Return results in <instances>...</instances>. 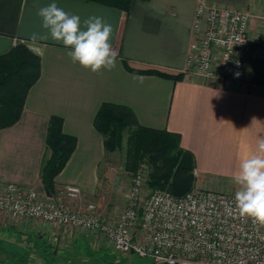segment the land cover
I'll return each mask as SVG.
<instances>
[{"label": "crops", "instance_id": "0c3cea01", "mask_svg": "<svg viewBox=\"0 0 264 264\" xmlns=\"http://www.w3.org/2000/svg\"><path fill=\"white\" fill-rule=\"evenodd\" d=\"M53 2L82 21L98 16L112 25L117 60L111 71L92 73L72 63L61 43L30 39L45 31L38 8ZM200 2L249 14V52L240 81L203 79L186 71ZM17 42L40 58V77L19 120L0 129V181L46 196L40 169L47 125L56 116L76 145L55 177L54 194L74 185L81 195L67 202L71 208L95 203L103 216L112 218L104 196L120 178L109 172L102 137L93 125L100 106L110 103L127 107L142 127L178 134L181 147L194 157L195 188L234 195L232 176L264 138V0H131L128 13L85 0H0V56ZM122 60L134 69L183 78L173 82L133 74ZM104 246L89 231L0 213V264H79L75 258L102 254Z\"/></svg>", "mask_w": 264, "mask_h": 264}, {"label": "built area", "instance_id": "2783aa9c", "mask_svg": "<svg viewBox=\"0 0 264 264\" xmlns=\"http://www.w3.org/2000/svg\"><path fill=\"white\" fill-rule=\"evenodd\" d=\"M249 14L200 2L195 11L196 39L190 43L186 71L209 80L240 81L249 52ZM144 168L132 179L127 207L114 218L97 205L73 209L68 201L80 189L67 185L42 196L32 188L0 181V213L100 236L119 254L151 264H264V226L242 218L234 195L193 188L182 197L151 190L142 198Z\"/></svg>", "mask_w": 264, "mask_h": 264}, {"label": "trees", "instance_id": "16d2710c", "mask_svg": "<svg viewBox=\"0 0 264 264\" xmlns=\"http://www.w3.org/2000/svg\"><path fill=\"white\" fill-rule=\"evenodd\" d=\"M128 13L131 0H85ZM126 71L137 75H151L173 82L182 80V74H167L157 70L131 68L122 60ZM40 77V58L22 42L0 56V129L19 120L25 99L31 87ZM93 125L101 135L105 151H114L126 130V161L124 170L131 173L142 163L149 167V187L163 189L175 197H182L194 188L195 161L191 152L180 145V136L165 130L140 126L132 112L124 106L104 103L98 109ZM76 145L73 136L62 131V119H49L46 136V152L40 179L46 195L55 193V177L63 170ZM46 155V154H45Z\"/></svg>", "mask_w": 264, "mask_h": 264}, {"label": "clouds", "instance_id": "9594fccd", "mask_svg": "<svg viewBox=\"0 0 264 264\" xmlns=\"http://www.w3.org/2000/svg\"><path fill=\"white\" fill-rule=\"evenodd\" d=\"M43 33H32L30 39H51L61 43L72 63L92 73L111 71L116 66L117 52L111 44L113 27L102 17L81 20L77 14L66 12L55 2L38 8ZM238 185L234 195L235 209L242 218L264 226V138L257 141L255 153L243 158L232 176Z\"/></svg>", "mask_w": 264, "mask_h": 264}, {"label": "rangeland", "instance_id": "374dc122", "mask_svg": "<svg viewBox=\"0 0 264 264\" xmlns=\"http://www.w3.org/2000/svg\"><path fill=\"white\" fill-rule=\"evenodd\" d=\"M126 139L127 132L125 130L122 132L120 145L114 151H105L107 159L106 166H108L109 172H117V176L120 178L117 180L112 179V181H116V185L113 187V184H111L107 198L104 196L105 205L108 207L107 211L111 213V217L113 218L121 214L126 209L128 194L132 186V179L136 175L139 168H144L146 171L142 182V198L144 199L148 193L153 190V188L148 185L149 167L146 162H142L135 169V171L131 173L124 170L126 161ZM49 155L50 151H47L45 155L46 159ZM238 187V185L232 186V190H230V192L235 195ZM60 227L67 229V227ZM104 243L107 247L104 246L102 254H81L82 256L78 257V259L75 258V262L79 264H93L95 262L97 264H151V261L145 258H139L137 256L127 257L123 254H119L114 251L107 242L104 241ZM59 255L63 256L65 254ZM56 264H64V262L63 260H57Z\"/></svg>", "mask_w": 264, "mask_h": 264}]
</instances>
